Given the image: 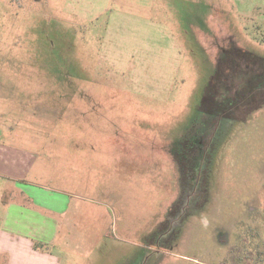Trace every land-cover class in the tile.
I'll list each match as a JSON object with an SVG mask.
<instances>
[{"label":"rangeland","instance_id":"1","mask_svg":"<svg viewBox=\"0 0 264 264\" xmlns=\"http://www.w3.org/2000/svg\"><path fill=\"white\" fill-rule=\"evenodd\" d=\"M263 66L264 0H0V141L69 200L62 264L253 263L264 105L230 122L200 106ZM212 132L201 206L177 153Z\"/></svg>","mask_w":264,"mask_h":264},{"label":"crops","instance_id":"2","mask_svg":"<svg viewBox=\"0 0 264 264\" xmlns=\"http://www.w3.org/2000/svg\"><path fill=\"white\" fill-rule=\"evenodd\" d=\"M32 167L27 150L0 141V264L63 263L53 249L70 202L62 193L36 182ZM166 258L153 264H171Z\"/></svg>","mask_w":264,"mask_h":264},{"label":"flooded vegetation","instance_id":"3","mask_svg":"<svg viewBox=\"0 0 264 264\" xmlns=\"http://www.w3.org/2000/svg\"><path fill=\"white\" fill-rule=\"evenodd\" d=\"M227 55L228 54H226V56ZM224 62L228 63L226 62V60H224ZM247 71L248 72L244 77L243 76L241 77V75H239L237 81L240 84H237L238 86L235 89L232 88L233 89L232 92H230L231 89L228 90V88L231 83L233 84L236 83V79H234L230 83H227L226 76L224 75L221 76L222 79H219L221 81H219L218 85L216 86L214 85L213 87V89L217 87V90L219 91L221 89V91L220 92L216 91L214 93L215 96L212 95V93L210 92L211 93L210 95H212V97H210L208 93V97L206 98L209 111H213L216 108L215 106L219 107V109H221L219 115L227 117V120L230 122L236 119L241 121H246L248 120L249 115L262 108V106L264 105V70L260 72L257 71L253 72L251 70H247ZM219 93L221 94L219 95ZM241 108L243 109L242 111L245 110V114H246L245 117L242 115L243 113L241 112ZM216 135L217 134L214 132H212V134L206 133L204 139L207 140L204 142L202 134H200L199 137L200 138L202 137L201 139L198 138L197 140L195 139V141L188 140L186 141V144H184L183 142L181 151L177 153L178 156L179 154H183L181 155V157L186 158L183 159L187 164L185 169L186 178H190V175H192V179H194V181L192 182L195 183V185L193 186L194 188L198 187L197 183L201 184L200 187L202 193L204 194V202L201 204V206L206 202H208L209 200V172H210V163L212 158L211 156L213 154L212 152L214 149V147L211 149V144L209 143H211V141L214 140ZM207 141L209 142L206 143ZM204 143L207 144L205 150H203L202 148L203 146H205L203 145ZM200 154H201V158L200 161L198 162V171L194 176L193 173L195 172H193V170L195 171V166L197 164L196 160L194 159V156ZM181 160L179 163L182 170ZM182 173L184 172L182 171Z\"/></svg>","mask_w":264,"mask_h":264},{"label":"trees","instance_id":"4","mask_svg":"<svg viewBox=\"0 0 264 264\" xmlns=\"http://www.w3.org/2000/svg\"><path fill=\"white\" fill-rule=\"evenodd\" d=\"M214 83L212 84V86L209 88L206 89L205 91V98L203 99L202 101V105L200 106L201 107V110L203 111H206L207 113H210L211 114H219L221 112V109H219V107L215 106L216 108L213 110V111H209L208 110V106H207V97H208V93H209V96L212 97V95H214V92H212L213 90V87H214ZM212 95H210L211 93ZM215 96V95H214ZM200 158H201V154L200 155H197V156H194V159L196 160L197 164L195 166V171L193 170V172H195L194 174L197 173L198 171V162L200 161ZM186 159V158H184ZM181 163H182V171L184 172L183 175L185 176V169H186V162L183 160H181ZM256 255L254 256V261L253 263H250V264H264V250L263 249H258V246H257V251H256Z\"/></svg>","mask_w":264,"mask_h":264}]
</instances>
